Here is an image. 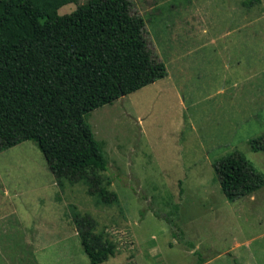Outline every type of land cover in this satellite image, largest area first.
<instances>
[{"label":"rangeland","instance_id":"obj_1","mask_svg":"<svg viewBox=\"0 0 264 264\" xmlns=\"http://www.w3.org/2000/svg\"><path fill=\"white\" fill-rule=\"evenodd\" d=\"M130 1L168 75L85 117L112 200L58 182L33 141L1 151L0 264H92L78 215L114 244L102 264H264V186L231 201L214 169L238 150L264 174V0Z\"/></svg>","mask_w":264,"mask_h":264},{"label":"trees","instance_id":"obj_2","mask_svg":"<svg viewBox=\"0 0 264 264\" xmlns=\"http://www.w3.org/2000/svg\"><path fill=\"white\" fill-rule=\"evenodd\" d=\"M0 0V152L26 141L40 147L58 182L85 180L105 202L113 196L97 171L108 169L86 115L168 75L145 38L146 23L130 0ZM264 151V134L252 140ZM231 201L264 186V174L241 151L214 163ZM92 264L115 253L95 233L90 216H76Z\"/></svg>","mask_w":264,"mask_h":264},{"label":"crops","instance_id":"obj_3","mask_svg":"<svg viewBox=\"0 0 264 264\" xmlns=\"http://www.w3.org/2000/svg\"><path fill=\"white\" fill-rule=\"evenodd\" d=\"M5 193H6V194L9 193V195H10V191H9V190H5V191H4V194H5ZM6 194H5V195H6ZM5 195H4V196H5ZM13 198H14V199H13V200H14L13 215L15 216V214H16V209H15V194L13 195ZM6 216H7V214H6ZM6 216H5V218H6ZM0 218H1V216H0ZM0 221H1V220H0Z\"/></svg>","mask_w":264,"mask_h":264}]
</instances>
